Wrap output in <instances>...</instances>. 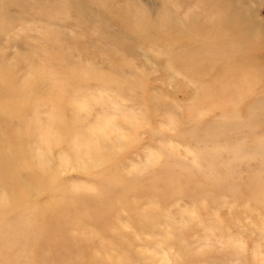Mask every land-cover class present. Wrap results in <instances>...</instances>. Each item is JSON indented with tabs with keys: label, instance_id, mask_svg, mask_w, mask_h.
Returning <instances> with one entry per match:
<instances>
[{
	"label": "rangeland",
	"instance_id": "obj_1",
	"mask_svg": "<svg viewBox=\"0 0 264 264\" xmlns=\"http://www.w3.org/2000/svg\"><path fill=\"white\" fill-rule=\"evenodd\" d=\"M37 1L38 10L8 4L0 11V66L8 67L14 80L12 92L0 100L15 101L32 80L36 87L26 95L27 121L37 115L45 123L60 107L72 122L77 118L72 101L84 97L101 98L90 100L84 125L96 122L105 110L115 113L117 126L102 136L109 155L102 161L76 158L69 132L51 148L38 139L27 144L33 156L38 151L48 156L51 169L43 176L41 193H32L17 212L0 215V222L60 199L68 217L58 223L51 213L44 216L51 238L35 248L33 264H76L82 255L91 264H164L165 259L169 264H264V35L246 41L233 28L209 33L210 21L222 15L213 0H206V6L197 0H136L152 17L146 23L159 47L188 49L202 60L204 71L197 75L195 68L179 65L176 74L167 68L168 58L154 55V45L134 34L133 23L125 18L116 15V27L132 40L130 46L96 32L97 14L86 19L68 3L58 9L63 0H54L56 13L49 17L39 8L47 0ZM168 1L181 21L195 18L205 24L199 37L188 22L172 21L169 30L162 26L157 16ZM235 1L254 26L264 29V0ZM126 2L114 0L116 7ZM209 38L221 48V55L211 60L208 51L215 44ZM87 70L116 72L122 83L93 77ZM228 121L231 131L212 134L210 128ZM204 150L220 153L210 158ZM113 180L117 187L108 190ZM63 189L69 192L66 201L58 199ZM57 237L69 248H61ZM2 248L0 258L7 255ZM28 249L22 254L16 248V255L26 259Z\"/></svg>",
	"mask_w": 264,
	"mask_h": 264
},
{
	"label": "bare ground",
	"instance_id": "obj_2",
	"mask_svg": "<svg viewBox=\"0 0 264 264\" xmlns=\"http://www.w3.org/2000/svg\"><path fill=\"white\" fill-rule=\"evenodd\" d=\"M48 1H50V4H48ZM53 1L54 0H47V2L41 3L43 6L39 7L41 9L40 13L42 12L49 17H51V15L53 14L55 15L56 12L52 10L53 7L51 5H53L55 8V5L57 3L54 5ZM62 2V4L56 6L58 7V9L61 7V5L64 6L68 3L66 6L69 5L76 8L79 14L86 19H90L95 14L99 15L101 19L100 22L96 24L94 30H96V32H100V30H102V32H104L103 35L106 36L107 39L111 38L112 41H114L117 45L130 46L132 45V40L129 39V37L124 34L123 31L116 27V23L118 21V17L116 15H119L128 20L129 22H132L133 33L142 38L144 42L147 41L149 44L154 45V47L151 49L154 55L166 56V58H168L167 68L176 74H179L178 65L180 68L184 69L187 68L193 70V68H195L196 72L193 73V75H197L198 73L204 71V68L200 66V62H202V60L200 58H197L196 56L192 57V54H190V51L188 49L182 50L178 48L177 50H174L172 48L168 49L159 47L156 36L152 34L151 30L149 29L148 23H146V18L152 19V17H146L147 9L141 7L136 0H127V2L125 3L126 5H119L118 7L115 6L116 4L114 3V0H91L90 2L84 0H63ZM93 2H96L97 4H94ZM197 2L205 6L207 4L206 0H197ZM8 4H15L17 6H20L24 11L33 8H37L38 10L37 0H0V11H2V13L5 12L4 10L7 8ZM163 4V7L160 6V8L162 9L161 13L158 14L157 18L158 21L162 22V26L164 28L169 30V25L172 21L181 24H183L184 22H188L191 24V26L193 25L192 28H195V31L197 32L194 35L199 37L200 34L198 32L199 30H203L205 24H201L200 22L198 24L195 18L186 19L189 18L186 16H184L186 17V20L181 21L180 18H178L171 11V9H169V1L167 4ZM212 5L214 7L218 6L222 10V15H220V17L218 16L217 22H215V20L210 21L207 29L209 33H211L213 30H217V28H233L236 30L235 35L237 36V38L245 39L246 41L253 36L264 35V29L259 26H254L252 24V17L247 16L246 12L238 7L239 5L237 1L213 0ZM192 12L193 11H191L190 13ZM110 14L112 15V17H115L111 19ZM1 15L2 14H0V16ZM193 15L195 16V14ZM81 24L83 25V23ZM82 25L80 26L83 27ZM82 29L87 30L86 27H83ZM0 30L2 31V29ZM209 39L212 40L211 38ZM209 42L206 41V43ZM211 42H214L215 45L213 44V48H210V50L208 51V57H210V60L217 58L221 55V48L217 45V42H215L214 40H212ZM202 43L205 44L204 42ZM200 44L201 41L199 45ZM147 59L150 60L146 53V60ZM43 70H45V68ZM87 72L92 73L93 77L100 75L102 78L116 81L118 86H120V83H122L121 79L119 78V76H117L118 74L116 72H109L108 74H102L101 72H98L96 70H94V72L92 70H87ZM31 73H33V71ZM1 80L2 82L4 81V83H0V99L2 95L10 94L12 92V88L14 87V80L11 78V72L8 67L4 68L0 66V81ZM196 83L198 84L199 91L204 92V85L200 81H196ZM28 86L29 87L26 91L17 92L16 99H14L15 101L4 102L0 100V188H3L4 190V192L0 195V215L5 217L15 211L17 212V209L22 207L23 203L30 199V195L32 193H34L35 195L41 193L40 189L45 186L43 176L44 174H48V171H50L51 169L48 156L43 153V151H38L37 156H33L32 153L27 151L26 146L30 143V141L38 139L40 142L51 148L52 143H61L63 141L65 133L69 132L72 136L71 145H73V148L75 149L74 153L76 158L88 156L96 158L97 160L100 159V161H102L106 160V158L109 157L108 153L104 150V147L102 145V136L108 135V133L110 131H113L117 126L116 116H114L115 113H106L105 110L103 112V116L99 118L96 122L84 125V122L82 123L83 113H89V111L92 110L90 103L93 100H91V98L88 99L84 97L80 98L77 103L76 99L72 101L73 104L75 102L77 108V118L76 120L74 119L72 122H69L66 119L64 111H60V107L57 108L58 105L56 107V112H54V108L52 112L49 113L50 115L48 117L47 122L43 123L37 115H34L32 118L30 117L31 120L27 121L24 116L25 113H27L28 101H30V99L26 98L29 94H33V92L35 91L36 84L32 80H29ZM107 98L108 101L105 102L108 104V106H111L110 103H113L111 102L112 99L109 97ZM200 98L198 99V102H200ZM100 99L101 98H94L95 101H100ZM249 110H252V108ZM254 119L255 118L253 117V120ZM210 129L212 131V134L223 136L228 131H231V124L228 121ZM39 147L41 148L40 145ZM202 153H206V156H210V158H213L220 152L218 150H204ZM71 158L72 157L70 156V154H68L65 160L70 161ZM106 187L108 190H112L117 187V182L115 180L108 181ZM67 194H69V192L63 189L62 192H60L58 199L62 197V199L66 201L68 196ZM164 195L166 196V194ZM58 201L59 202H55L48 205L45 204L44 206L40 205L34 209L29 208L30 210H28L27 208H25L24 210H20V212H18L12 220L2 219L3 222H0V246L7 248V255L5 257L3 256L4 258L1 256V258L3 259L0 260V264H4L2 263V261L4 260L5 262H9V264H22L24 261H27L28 264L34 263L33 261L37 259L34 255L35 248L39 247L41 243H47L51 238V236L47 234L49 232L50 223H46L44 216L47 213H51L56 218L58 223L66 221L68 219V217L64 213L67 204H63L64 201H62L61 199ZM150 213L151 212H149L148 214ZM96 218L99 219L102 217L97 216L96 213ZM58 234L59 233L57 232V235ZM72 237L73 236H71V240H73ZM57 241V244L61 248H69V242H66L64 238L57 237ZM16 248L20 250L29 248L28 253H30V255H28L27 258L24 259L22 258L24 255H16ZM22 254H26L25 250L22 252ZM36 255L38 254L36 253ZM118 260L124 261L121 257H119ZM168 262L169 260L166 259L163 261L164 264H169ZM77 263L91 264V261L88 258L87 262H85L82 255L81 258L77 260ZM142 264H144V262Z\"/></svg>",
	"mask_w": 264,
	"mask_h": 264
}]
</instances>
